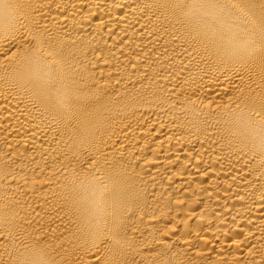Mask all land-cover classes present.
Listing matches in <instances>:
<instances>
[{
    "label": "bare ground",
    "instance_id": "6f19581e",
    "mask_svg": "<svg viewBox=\"0 0 264 264\" xmlns=\"http://www.w3.org/2000/svg\"><path fill=\"white\" fill-rule=\"evenodd\" d=\"M264 0H0V264H264Z\"/></svg>",
    "mask_w": 264,
    "mask_h": 264
},
{
    "label": "snow or ice",
    "instance_id": "6c2138e0",
    "mask_svg": "<svg viewBox=\"0 0 264 264\" xmlns=\"http://www.w3.org/2000/svg\"><path fill=\"white\" fill-rule=\"evenodd\" d=\"M262 104H264V97H262L261 101H260Z\"/></svg>",
    "mask_w": 264,
    "mask_h": 264
}]
</instances>
